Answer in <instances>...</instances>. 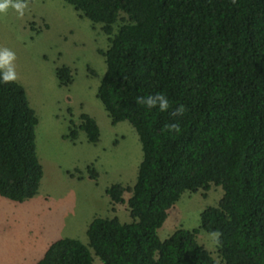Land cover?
<instances>
[{
	"label": "trees",
	"instance_id": "1",
	"mask_svg": "<svg viewBox=\"0 0 264 264\" xmlns=\"http://www.w3.org/2000/svg\"><path fill=\"white\" fill-rule=\"evenodd\" d=\"M63 1L109 36L96 98L112 125L134 128L142 151L135 183L105 189L132 221L94 218L86 229L94 255L101 264H264V0ZM55 74L60 86L72 83L68 67ZM155 93L168 97L167 111L140 103ZM179 105L183 115H172ZM37 123L23 87L0 82V196L13 202L34 197L43 176ZM171 123L179 133L168 132ZM78 130L98 142L89 115L78 126L69 120L64 139L75 141ZM87 173L97 179L94 169ZM212 185L223 194L200 212L199 228L160 240L157 230L181 195ZM198 230L219 233L221 263L197 242ZM36 264H92V257L78 240L61 238Z\"/></svg>",
	"mask_w": 264,
	"mask_h": 264
},
{
	"label": "rangeland",
	"instance_id": "2",
	"mask_svg": "<svg viewBox=\"0 0 264 264\" xmlns=\"http://www.w3.org/2000/svg\"><path fill=\"white\" fill-rule=\"evenodd\" d=\"M108 38L101 24L82 17L63 0H27L23 16L11 8L0 14V48L15 53L14 81L23 87L38 119L35 151L43 171L34 197L17 203L0 196V264H36L49 244L61 238L78 240L88 247L92 264H101L88 246V224L114 216L121 223L132 221L125 203L112 204L105 195L113 184L131 187L142 159L134 128L127 121L112 125L96 98L105 72L99 51L108 48ZM62 66L72 75L67 87L59 85L55 74ZM82 113L98 126L95 144L79 130L73 142L63 137L69 120L78 126ZM88 167L96 172V180L89 179ZM222 194L214 185L183 193L157 230L159 239L177 229H198L200 212L216 206ZM128 197L123 195L124 200ZM196 240L221 263L217 237L198 230Z\"/></svg>",
	"mask_w": 264,
	"mask_h": 264
},
{
	"label": "clouds",
	"instance_id": "3",
	"mask_svg": "<svg viewBox=\"0 0 264 264\" xmlns=\"http://www.w3.org/2000/svg\"><path fill=\"white\" fill-rule=\"evenodd\" d=\"M9 8L14 9L20 16H23L27 8V0H0V14L6 13ZM15 60V53L7 48H0V82L10 83L16 79V73L12 62ZM140 103L146 105L148 109L158 108L159 111L165 112L170 107L168 97L163 93L150 94L146 97L138 98ZM185 111L183 105L175 108L172 115L182 116ZM169 133H179L180 127L178 123L165 125ZM213 237H218L219 233H212Z\"/></svg>",
	"mask_w": 264,
	"mask_h": 264
},
{
	"label": "crops",
	"instance_id": "4",
	"mask_svg": "<svg viewBox=\"0 0 264 264\" xmlns=\"http://www.w3.org/2000/svg\"><path fill=\"white\" fill-rule=\"evenodd\" d=\"M89 225V224H88Z\"/></svg>",
	"mask_w": 264,
	"mask_h": 264
}]
</instances>
